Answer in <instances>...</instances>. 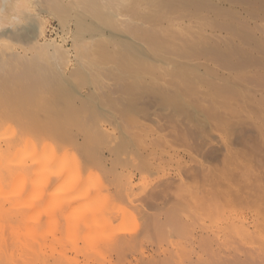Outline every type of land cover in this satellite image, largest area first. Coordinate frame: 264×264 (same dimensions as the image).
<instances>
[{
    "label": "bare ground",
    "instance_id": "1",
    "mask_svg": "<svg viewBox=\"0 0 264 264\" xmlns=\"http://www.w3.org/2000/svg\"><path fill=\"white\" fill-rule=\"evenodd\" d=\"M40 1H45L43 3L47 4L49 3L48 7H46L47 4H43L42 7L44 9L46 7L48 10L52 9V12L63 26H69L68 22L70 21L68 20L67 22V17H72L75 22V41H82L88 36L89 40H93L91 45H94H92L94 52L92 51L93 54L90 55L92 56L98 49H102L99 50V52L105 58H101V61L100 59L93 60V56L91 57L88 53L82 52V55L85 54L83 60L88 61L84 63V61L80 60L82 61L80 64L82 65V70L80 67V70L75 67L72 68V65L66 62L63 71H71L73 73L81 71L85 75V78L88 76L93 81L95 80L94 82L109 77L116 78V80L118 79V84L116 85H118L119 90L123 92V98L120 99V104H138L147 96H155L162 102H159L160 105L163 104L166 105V107H175L176 105L181 111L173 112L171 115L166 114V117H168L167 124L172 129L173 138L184 144V152L189 154L194 151L204 152L206 150L204 145H197L194 143V140L199 134L197 130L191 126L192 124L186 125L183 121V116L188 112L185 111L186 109L184 111L181 109V107H183L182 105H190V108L192 105H197V107H195L196 113L200 110V114L206 115L205 117L207 120L211 121V123L213 121L214 133L212 137L210 135L211 140H209V145L206 144L210 157L213 158V160L217 158V142L219 144L222 141V151L224 152L221 154V162L219 163H222L224 168L227 162L230 161V158L235 157L239 153L243 155H240L243 159L241 160V165H237L238 167L236 166L235 170H233V174H229V176L226 174L224 168L222 170H224L225 173L220 171V164L205 166L202 163V165H200L202 173L198 168H194L193 173L202 176V185L199 187L201 188L200 190L198 188V192L196 191L194 193L193 191L194 194L188 202L186 198L188 199V197H191L189 195H187L188 197L186 195L184 197V195L181 196L180 194L181 200L179 196L178 198L169 197L167 193L171 190L169 186L172 182H170L171 180L166 182L165 180L169 179H165V182L160 180L162 181L160 184L158 182L157 186L155 185L156 187H152L150 191H146L141 197H139L140 195L138 197L135 196L132 201L130 200L133 197L130 193L132 190L129 189V193L132 195L128 200L130 205L119 198L120 201L116 200L117 203L122 201L123 204L120 203L121 205H118L123 208V205H125L126 208L123 210L119 209L120 211L116 212L113 210L116 205L114 203L115 200L109 199L106 195V199L108 198L109 200H105L103 190H101L103 187H98L95 184L93 188L94 190L96 188V190H92L91 183L94 184V182H92L93 179L91 180L90 178H93L91 175L95 171H92L93 173H90L91 175L88 173V169L92 167L91 164L90 166L86 165L89 166L88 169L83 165L87 164L86 162H82L83 168L71 166L69 161L71 156L70 152L65 151L64 153L60 152V150H55L58 148H53L54 150H51L53 146L51 147L49 145L50 142H45V144L44 142L38 143V145H36L37 142H41V140L30 143L32 140H29V138L26 139V141L28 140L27 145L25 147L22 146L23 142L21 143V141H19V132L22 130L19 129L17 132L16 125L28 119H34L36 120V128L26 122L27 125L29 124L28 127L31 126L34 128L33 131L35 130V132L32 131L33 133L30 132L31 135L36 133V135L42 136V138L46 136L48 139L50 136L48 137L47 135H54L60 140H68L70 144L77 143L75 145L81 146L86 155L96 156L101 160V164L104 160L108 163L107 160L109 158L107 157L108 159H106V156H102L104 151L100 152V147H102L99 146L100 142L98 140L92 141L93 145L91 142H88V140H92L97 134L93 132L92 134L94 137L90 138L92 136L91 132L89 131L91 134L89 135L88 131L83 128L84 124H82L83 127H79L81 131H78H80L83 136V142H79V139H77L79 133L76 132L77 135H75L73 129L75 127V129H77V125H79L77 122L74 124V121L79 122L80 120L79 116L75 115L76 113L73 114L75 111L72 107L71 110L74 112L69 111V113L71 112L75 117L66 114L69 121L74 118L72 124L71 122L68 123L65 114L63 115V113H67L68 110H66V112L63 111L62 114H59L62 110L59 112L56 111L55 114L60 115L56 117L53 114V107L52 109L50 107L48 108L52 111L45 110L46 112H44V107L43 109L41 108L43 105H37L36 110L34 107L22 116L21 112H19L20 110H17L19 109L17 105L18 102L16 103L18 98L11 95V91H9V89H12L15 85L12 87L7 86L8 83H3L6 82L3 81V79H5L3 78L0 80V264H171L174 257L172 255L174 254L171 253V250L167 251L165 247H162L164 243L162 245V242L159 243V240H161L160 237H162V241L166 242V237L163 238L161 235H165L164 231L167 228H172V230L176 232L179 231V235H187V241H189V238L190 242L193 244L199 242V247L201 246V248L208 244V246L203 249L206 248L205 251H209L208 253H211V251L215 253L213 255L211 253L210 256H212V259L209 261L207 260L209 264H225L227 260L225 253L228 251L227 248H225V244L228 242L224 244V240H221L224 246L220 247L219 244H221V242L219 241L221 237L225 239V241L231 238V236L230 238H225L228 232L227 229L230 227L228 224L229 222H225V218L229 219V217L226 216L228 214L227 208H225L226 204L224 203H226L229 198L230 200L233 199L235 204L237 201H239L237 203L244 202L246 220H250L249 222L252 221L250 225L253 227L252 230L254 233L256 229H259V234L261 233V238H258V241L261 239L259 241L260 244L258 243L259 247L256 245L255 248L254 245L252 248V245L250 246L249 244L251 242H247L250 247L248 248L246 246L248 248H246V250L241 247L242 252L240 251V256L243 257H238L237 262H243L242 264H264V0H77L76 3L73 4L71 2L65 4L64 0H52L55 4L52 3L51 0H49V2L48 0ZM41 4L42 3H40V5ZM69 4L70 6H67ZM52 12L50 11V13ZM185 19L189 21L191 26L186 23ZM190 22H194L196 25L193 26ZM34 26L35 23L32 29L30 25L28 27H30L31 31H34ZM209 26L211 28H209ZM41 28L42 24L39 22L38 30H41ZM206 28L210 29L211 33H208ZM14 30L16 31V29ZM222 33L226 35H222ZM88 42H86V44ZM89 44L90 43L87 44L86 49L90 48L91 51L92 46L90 45V47H88ZM79 45L80 47L82 46L81 44ZM101 45H112L114 51H110L112 50L110 48L104 49V46ZM78 47L79 46H77V49ZM4 48L5 51L11 49L7 47ZM5 51L0 53L3 57L11 53V51L10 53ZM101 54L99 55L102 56ZM2 56H0V59H3ZM11 65L12 64L9 66ZM15 66L19 65L16 64ZM32 67L35 68L33 65ZM19 69L18 72L20 71ZM40 69L43 68L41 67ZM16 71L17 69L15 72ZM32 71L30 69V73ZM54 71L55 70H53V72ZM34 73L35 71L33 74ZM36 73L38 74V71ZM41 73V75H43V71ZM58 73L59 76L57 77L60 78L61 72ZM23 74H25V72ZM23 74L20 77V75L18 76L14 73V77H20L18 80H21V83L25 84L26 80L23 78V80H25L24 83L22 80ZM167 75L172 77V79H170L171 82H168L170 85H163L166 81L161 84L160 81L164 82ZM8 76L11 79L10 73ZM42 77L43 76H41V78ZM7 78L8 77H6V79ZM29 80L32 81V79ZM65 80L69 82L68 79ZM12 81V83L15 84L14 80ZM34 81L35 80H33V83ZM50 81L52 82V79ZM103 84L105 85V83ZM16 85L19 86V84ZM56 85L57 84H54L53 87ZM53 87H51L52 90ZM14 88L15 87H13V89ZM18 89V95H20V92L22 89H25V87L23 86L22 89ZM80 90H77V94ZM7 91L9 92L6 93ZM12 92L18 97L17 92L13 90ZM22 93L23 92H21V94ZM64 93L67 92H63V95ZM69 93L70 92H68V94ZM94 94L93 92L92 96ZM23 96L24 95H20L19 98ZM80 96L74 98L77 100L81 98ZM96 96L95 94V97ZM210 96L212 97L208 99ZM187 97H191L190 101L187 100ZM117 98H119V96ZM60 99L63 105L72 106V98L71 100L64 97ZM94 100L96 99L94 98ZM140 103L141 104L138 105H142V102ZM148 103L150 104L151 102ZM89 104H91V102ZM57 109L59 110L60 108ZM67 109H69V107ZM99 111L97 112L99 113ZM100 112L103 113L102 111ZM98 113H93V115ZM100 115L102 116V114ZM72 116L73 118L71 119L70 117ZM91 116L92 115H90V118ZM94 117L99 118V116ZM163 117H165V114ZM25 118L28 119L26 120ZM92 119L94 118L92 117ZM140 119H144V117ZM95 121L97 122L96 119ZM96 122L94 123L96 124ZM114 122H111V124ZM126 122L127 120L124 123ZM81 123L82 122H80V125ZM67 124H70L69 126L73 129H69L70 127H67ZM73 124L76 126L73 127ZM92 126L94 128L96 127L95 129L97 130L99 125ZM18 127L20 128L19 125ZM31 127L30 129L26 127L28 133ZM122 127L123 125L119 128ZM27 132L26 134H28ZM100 132L101 131H99V133ZM122 132L125 134L124 131ZM21 133H23V131ZM103 133L104 132H102V134L100 133L101 137H103ZM169 133L170 132H168V134ZM126 134L128 135V133ZM46 137L44 140H46ZM97 137L98 135L96 138ZM23 139L24 138H22V140ZM49 141L51 140L49 139ZM204 141L206 140H203L202 144H204ZM108 143L109 142H107V144ZM43 144L44 146H41ZM96 144L99 147H96ZM108 145H110V143ZM54 147L58 146L54 144ZM110 149L111 147L108 150ZM68 150H70V148ZM112 150L113 149L110 151L112 152ZM131 151H127V153L129 152L130 154ZM111 155H113V153H111ZM24 156H28V160L31 159L30 166H26L25 163H23ZM80 160L82 161V159ZM217 160H219V158ZM119 163L122 164V160L121 162L119 161ZM130 164H132V161ZM94 165H96V162ZM123 165H126V163ZM77 166L82 167L79 164ZM36 167L37 169L34 171L33 169ZM82 169H85V171ZM81 171H83V173ZM110 171L108 170L107 172ZM84 172H87L91 177L89 176V178H87ZM111 172L109 174H111ZM79 174L83 180L81 178V180L75 178H78L77 175ZM191 176L194 175L191 173ZM85 177L87 179H85ZM117 177L119 178V172ZM116 178H114L117 181L115 184H124L123 182H119ZM72 179L79 181H75L76 183H74ZM182 179L183 178H181V180ZM53 181L54 183L57 182V186L53 184L54 188H51L50 186L52 185L50 184L53 183ZM114 181L112 178V182ZM70 183L72 187H70ZM229 184H231L230 187H228ZM80 186L82 188L78 189ZM118 186L121 189L120 185ZM118 186L115 189V193L112 192L113 195L112 193L110 194L111 197L113 196V199L114 196L117 198L116 194L121 193ZM218 186L219 190L216 191L215 187L218 189ZM227 187L233 189V191L230 189L231 192H228ZM82 189L83 192L81 191ZM90 190H92L93 193L100 190V194L97 192V194H93ZM122 192L124 191L122 190ZM182 197L185 198V206L179 204L182 203V205H184ZM176 199L178 201L180 200V202L177 203L178 201ZM124 203L128 204L130 209L127 208V205ZM186 203L189 204V208L186 207ZM178 204L182 208L186 207L188 210H197L200 211V213L203 212V214H208V216H214V221L208 223L207 220H205L207 217H205L204 220L198 221L199 223L195 222L196 220H194V214L191 210L185 213L187 209H185V211L181 208L180 211ZM229 204H231V202ZM178 209L185 214H180ZM116 210H118V208ZM113 212H116L115 214L118 213L117 216L114 215V217H112ZM197 214L198 213H196V216ZM197 219L199 220V218ZM244 222L243 220L241 226L247 230L248 228H246ZM253 231L247 230V232H245L253 233ZM178 233L176 234L178 235ZM246 233L244 235H251ZM258 233L256 232L255 236H257ZM184 239H186V237ZM216 240L219 242L217 247L219 246L220 249L219 247L213 249ZM234 241H236L235 238ZM234 241H230L232 242L231 244H235ZM190 242H188V245L191 244ZM200 242H202L203 246L200 245ZM149 244L151 245V249H147ZM235 245L233 246L236 247ZM238 246L240 247V243ZM222 248L223 250H221ZM215 249H219V251ZM205 262L206 261H204V263Z\"/></svg>",
    "mask_w": 264,
    "mask_h": 264
},
{
    "label": "rangeland",
    "instance_id": "2",
    "mask_svg": "<svg viewBox=\"0 0 264 264\" xmlns=\"http://www.w3.org/2000/svg\"><path fill=\"white\" fill-rule=\"evenodd\" d=\"M37 1V2H36ZM39 1L40 0H0V53H2L3 51H5L4 49V47H7V48H11L9 51L8 50H6V51H8L9 53H10V51H11V53L8 55L7 53V55L5 56V57H3L1 54H0V56H2L3 57V59H0V80L1 79H3V78H5V79H3V81H6V82H3V83H8V85L7 86H10V87H12L13 85H15V86H13V87H15L14 89H13V87H12V89L10 88H8L9 89V91H11L10 93H11V95H13V96H15V98H18L17 99V101H16V103H17V105L19 106L18 108L19 109H17V110H20L19 112H21V115L23 116V115H25L26 113H28V110H30V109H32V108H34L35 107V110L37 109L36 107H37V105H43V106H41V108L43 109V107H44V112H46L45 110H48V111H52V110H54L53 112V114H54V116H56V117H58V115L61 113L62 114V112L64 111V112H66V110H68L67 111V113H63V115L65 114V116H66V114H68V115H73V114H75V115H77V116H79V122L78 121H74V124H75V122H77L79 125H77V123H76V125H77V129H75L76 127V125H74L73 127H75L74 129H73V133L75 134V135H77L76 134V132L77 133H79L78 135H77V139H79V142L80 143H82L83 142V136H82V134H81V130L79 129V127L81 126V127H83L82 126V124H84V129L85 130H87L88 131V133H89V131L91 132V134L94 132L95 134H97L98 135V137L96 138V136L97 135H95V137H94V135L92 134V136L90 137V138H92V137H94L95 138V140H94V138L91 140L90 138V141L88 140V142H91V144L93 145V142L92 141H96V140H98L99 142H100V145L99 146H102V147H100V152L101 151H104V153L102 154V156H106V159H108L107 161H108V163L106 162V160H104L103 161V163L101 164V160L100 159H98L96 156H93V155H86L85 153H84V151H83V149H82V147L81 146H78V145H75V144H77V143H75V144H73V143H68V140L67 141H63V140H60V139H58V138H56L54 135L52 136V135H47L48 137H49V139L51 140V141H49V139L46 137V140H44L45 139V137H43L42 138V136H39V135H36V133H34V135L32 134H30V132H32L33 131V129L34 128H32L33 126L35 127L36 125H35V122H36V120H34V119H26L27 121H24V122H21V123H16L17 125H16V130H17V132H18V130L19 129H21L22 131H23V133H21V132H19V134H20V136H19V138L21 139H19V141H21V143L23 142V144H22V146H26L27 145V143H28V140L26 141V139H29V140H32V141H30V143L31 142H37V141H39V140H41V142L39 141V142H37V144L36 145H38V143H43L44 142V144H45V142H50V146L52 147V149L51 150H54L53 148H58V149H55V150H60V152H64L65 153V151H69L70 152V159H72V160H70L69 159V161H70V164H71V166H75V167H79V168H83V166H82V162H86L87 164H83V165H89L90 166V164L92 165V167L90 168V169H88L89 168V166H86L87 168L86 169H88L87 171H88V173L90 174V173H93L94 171V173L91 175V176H93V178H90L91 180L93 179V181L92 182H94V184L93 183H91V188H92V190H94V186H95V184L98 186V187H103V189H101V190H103V194H104V196L106 195V196H108V198L109 199H111V200H115L114 201V203L116 204L115 206H114V209L113 210H115L116 212L117 211H120V210H123V209H125L126 207H125V205H123L124 206V208L122 207V206H119V205H121L120 203H122V201L121 202H119L120 200H123V202L125 201L126 203H128V200L132 197V195H133V197L130 199L131 201L133 200V198H135V196H139V197H141V195H144L145 194V192L147 191H150L151 189H152V187H154L155 185L157 186V183L159 182V184L162 182V181H160V180H165V179H169V180H165L166 182L167 181H170V182H172L171 183V185L169 186V188L172 190H170V189H168V190H170V192H168L167 194H168V196L169 197H177L178 198V196L180 197V200H181V196H183L184 195V197H185V195L187 196V195H189V196H191V197H188V199L186 198V201L188 202V201H190V199L192 198V195L197 191L198 192V188L199 187H201L200 185H202V180H201V178H202V176H199V175H196L195 173H193V169L194 168H198V170H200V172H201V168H200V165H202V163H203V165H210V166H213V164L215 165H219L220 167H219V169H220V171H223L224 173H225V171L224 170H226V174L229 176V174H233V170H235V168H236V166L238 165V166H240L241 165V160L243 159V157L241 158V156H243V155H241V153H239L238 155H236L235 157H233V158H230V161H228L227 162V165L225 166V168L222 166V163H219V162H221L220 161V158H221V154H222V152H224V151H222L223 149V142L221 141L219 144H218V142H217V149H216V151H217V158L216 159H214L213 160V158H211L210 157V155H209V150H208V147L206 148V144L207 145H209V140H211V137H212V135H213V133H214V129H213V125H212V123H213V121H212V123H211V121H209V120H207L206 119V115L204 116V114H200V110H199V112L198 113H196V109H195V107H197V105H192V107L190 108V105H182L183 107H181V109L184 111L185 109V111H187L188 113H184L185 114V116H183V121L185 122V124L186 125H191V126H193V128L195 129V130H197V132L199 133L198 134V136L196 137V139H198V140H194V143L195 144H197V145H204V148L207 150H205L204 152H202V151H194V152H192L191 154H189V153H187V152H184L185 150H184V144H182L181 142H179V141H176L174 138H173V132H172V129H171V127L170 126H168V117H166V114L167 115H171L173 112H180L181 110H180V108H177L176 107V105H175V107L174 106H167L166 107V105H163V104H161L160 105V103H162V102H160V99H158L157 97H155V96H147L144 100H142V101H140V102H142V105H138V104H141L140 102L138 103V104H120L119 102H120V99L121 98H123V92H122V90H119V87H118V85H116V84H118V79L116 80V78H112V77H109V78H105L104 80L102 79V80H99L98 82H94L90 77H88V76H86V78H85V75L81 72V71H76V72H71V71H63V68H64V66H65V64H66V62H68V63H70L71 65H72V68L73 67H75V68H77L78 70H82V68H81V66L82 65H80L81 64V62L82 61H84V63H85V61L86 60H83V56H85V54L84 55H82V52H86V53H88L89 55L90 54H93V46L91 45V43H93L92 41L93 40H89V37L87 36L86 37V39H84V40H82V41H75V22L73 21V19H72V17H67V22H68V20L70 21V22H68L69 23V26H63L62 24H61V22H59V19L56 17V15L52 12V9H47L46 7H48V4L47 3H43V2H45V1H40V3H42L41 5H40V3H39ZM47 1V0H46ZM52 1V0H51ZM50 1V2H51ZM63 1V0H62ZM76 1L77 0H64V3L65 4H68L69 2H71L72 4L73 3H76ZM48 2H49V0H48ZM52 3H54L53 1H52ZM43 4H47V6L45 7V5H44V7H45V9L42 7L43 6ZM55 4V3H54ZM54 4H51V5H54ZM50 5V6H51ZM67 6H70V4L69 5H67ZM51 8V7H50ZM31 9H32V12H31ZM49 11V12H48ZM50 11L54 14H52V13H50ZM17 20H16V19ZM193 20V19H192ZM18 21V22H17ZM30 21V22H29ZM31 21H32V23L34 24L35 23V26L33 27V29H34V31H31L30 30V27H31V29H32V26H33V24L31 23ZM185 21H186V23L187 24H189V21L187 20V19H185ZM39 22L42 24V28H41V30L39 29L38 30V28H39ZM194 22H196V21H194ZM194 22L193 23H191L193 26H195L196 24H194ZM27 25V26H26ZM30 25V27H28ZM190 25V24H189ZM191 26V25H190ZM198 26H199V24H198ZM64 27V28H63ZM70 27V28H69ZM208 27V26H207ZM16 29V31L14 30V29ZM190 28V27H189ZM194 28V27H193ZM209 28H211L210 26H209ZM18 29V30H17ZM207 29V32L208 33H211V30L210 29H208V28H206ZM20 30V31H19ZM64 30V31H63ZM29 31H31L30 33H28ZM42 31V32H41ZM185 32V31H184ZM19 34V36H18V34ZM219 33V32H218ZM15 34H17V35H15ZM69 34V35H68ZM221 34V33H220ZM222 35H226L225 33H222ZM64 38V39H63ZM68 40V41H67ZM87 40V41H86ZM89 41V42H88ZM80 42V43H79ZM86 42H88V43H90L89 44V46L88 47H90V45L92 46L91 47V51H90V48H88V49H86L87 48V44H86ZM76 43H77V45H76ZM8 44V45H7ZM79 44H81L82 46L80 47V45ZM86 44V45H85ZM5 45H7V46H5ZM77 46H79L78 47V49H77ZM101 46H104V49L105 48H110V49H112L113 48V46L112 45H110V46H106V45H101ZM106 46V47H105ZM83 47V48H82ZM2 48V49H1ZM4 48V49H3ZM85 49V50H84ZM97 49H98V47H97ZM99 50H102V49H98L97 51H96V53H94V55H92L93 56V60H98V59H100V61L104 58L103 57V55L99 52ZM5 51V52H6ZM81 53H80V52ZM93 51V52H92ZM110 51H114L113 49L112 50H110ZM4 52V53H5ZM18 52V53H17ZM91 52V53H90ZM3 53V54H4ZM63 53V54H62ZM24 54H26V55H24ZM59 54V55H58ZM99 54H101L102 56H100ZM111 54V53H110ZM11 55V56H10ZM64 55V56H63ZM87 55V54H86ZM88 55V56H89ZM14 56V57H13ZM24 56V57H23ZM91 56V55H90ZM91 56V57H92ZM95 56V57H94ZM16 57V58H15ZM26 57V58H25ZM43 57V58H42ZM67 57V58H66ZM81 57V58H80ZM105 57H107V56H105ZM25 60H24V59ZM88 58H90V57H88ZM102 58V59H101ZM18 59V60H17ZM20 59V60H19ZM105 59V58H104ZM15 60V61H14ZM26 60H28V61H26ZM45 60V61H44ZM47 60H49V61H47ZM80 60H82V61H80ZM88 60H91V59H88ZM16 61H18V62H16ZM24 61V62H23ZM42 61V62H41ZM51 61V62H50ZM40 62V63H39ZM44 62V63H43ZM88 61H86V63H87ZM33 63V64H32ZM35 63V64H34ZM42 63V64H41ZM10 64H12L11 66H9ZM16 64H18L19 66H15ZM44 64H45V66H44ZM30 65V66H29ZM32 65L35 67V68H33L32 67ZM50 65V66H49ZM56 65V66H55ZM49 66V67H48ZM16 67H19V68H16ZM43 68V69H40V68ZM79 67H80V69H79ZM12 68H13V70H12ZM31 69V73H30V69ZM38 68V69H37ZM54 68V69H53ZM56 68V69H55ZM17 69V71L15 72V70ZM18 69L20 70L19 72H18ZM21 69H23V70H21ZM45 69H47V70H45ZM52 69V70H51ZM60 71H59V70ZM76 69V70H77ZM10 70V71H9ZM12 70V71H11ZM51 70V71H50ZM53 70H55L54 72H53ZM57 70V71H56ZM23 71V72H22ZM35 71V73L33 74V72ZM38 71V74L36 73ZM39 71H40V73H39ZM43 71V75H41L42 72ZM49 71V72H48ZM22 72V73H21ZM25 72V74H23ZM44 72H46V73H44ZM55 72H57V73H55ZM58 72H61L60 74V78L59 77H57V76H59V73ZM63 72V73H62ZM9 73H10V76H11V79L14 77V73L15 74H17L18 76L20 75V77H21V75L23 74V76H22V80H23V78L26 80V82H25V84H22L21 82V80H18V78L20 79V77H17V78H13L12 80H14V82H15V84L14 83H12L13 81L10 79V77L8 76L9 75ZM54 73V74H53ZM65 73V74H64ZM70 73V74H69ZM73 75H72V74ZM80 73H82V74H80ZM53 76H52V75ZM64 74V75H63ZM79 74V75H78ZM71 75V76H70ZM16 76V75H15ZM41 76H43L44 77V79H43V77L41 78ZM45 76H46V78H45ZM48 76H51V77H48ZM67 78H66V77ZM69 76V77H68ZM84 76V77H83ZM6 77H8L7 79H6ZM166 77H168V78H166ZM165 77V79H164V82L163 81H160L161 82V84H163V83H165V81H166V83L165 84H163V85H170L169 83L171 82V80L170 79H172V77L171 76H169V75H167ZM169 77H171V78H169ZM61 78H62V80H61ZM75 78V79H74ZM10 81H9V80ZM15 79H16V81H15ZM28 79V80H27ZM29 79H32V81L31 80H29ZM46 79H47V81H48V83H47V81H46ZM52 79V82L54 83V84H57L58 85V87H57V85L55 86V87H53L54 86V84L50 81ZM65 79H68L69 80V82H67V80H65ZM72 79V80H71ZM80 79V80H79ZM87 79V80H86ZM109 79V80H108ZM169 81H168V80ZM7 80H8V82H7ZM25 80H23V83H24V81ZM33 80H35L34 81V83H33ZM43 80H44V82H43ZM84 80V81H83ZM106 80V81H105ZM20 81V82H19ZM30 81H31V83H30ZM62 81V82H61ZM63 81H64V83H63ZM71 81H72V83H71ZM103 81H105V82H103ZM17 82V83H16ZM87 82H88V84H87ZM101 82V83H100ZM169 82V83H168ZM12 83V84H11ZM20 83H21V85H20ZM33 83V84H32ZM41 83V84H40ZM45 83V84H44ZM79 83V84H78ZM103 83H105V85L103 84ZM109 83H110V85H109ZM111 83H113V84H111ZM16 84H19V86H21V87H19V86H17ZM52 86H51V85ZM65 86H64V85ZM72 84H74V85H72ZM90 84V85H89ZM31 85H33V86H31ZM72 85V86H71ZM104 85V86H103ZM16 86H17V89H16ZM25 87V89H22V87ZM61 87V89H62V91H61V89H60V87ZM77 86V87H76ZM51 87H53V90H52V88ZM57 87V88H56ZM66 87V88H65ZM112 87H113V89H112ZM18 88H21L22 89V91L21 92H23L22 94H21V92H20V95L22 96V95H24L23 97H20L19 98V96L20 95H18V93H19V89ZM64 88V89H63ZM74 90H73V89ZM20 89V90H21ZM58 89V90H57ZM80 90L79 92H78V94H77V90ZM109 89V90H108ZM12 90L13 91H15V92H17V96L18 97H16V94H14L13 92H12ZM67 92V93H64V95H63V92H65V91ZM69 90V91H68ZM73 90V91H72ZM76 90V91H75ZM84 92H83V91ZM98 90V91H97ZM9 91H7L6 93H8ZM62 93H61V92ZM97 95L96 97H95V94L92 96V94H93V92ZM110 91H112V92H110ZM68 92H70L69 94H68ZM97 92V93H96ZM103 92V93H102ZM79 93H81V94H79ZM102 93V94H101ZM63 96H62V95ZM65 94H67V95H65ZM102 96H101V95ZM117 94V95H116ZM74 95V96H73ZM78 95V96H77ZM81 95V96H80ZM84 95V96H83ZM66 96V97H65ZM69 96V97H68ZM81 97V98H78L79 99V101H78V99L76 100L74 97ZM99 96V97H98ZM113 96V97H112ZM119 96V98H117ZM68 98L69 100H71V98L73 99V103H72V106H70V105H63V102H62V100L60 99V98ZM71 97V98H70ZM92 97H94L96 100H94V98H92ZM104 97V98H103ZM106 97V98H105ZM212 96H210V97H208V99L209 98H211ZM83 98V99H82ZM86 98V99H85ZM153 100H152V99ZM189 97H187V100L188 101H190V99H191V97L188 99ZM19 99H21V100H19ZM89 99H91V100H89ZM151 101H150V100ZM55 100H56V102H55ZM76 100V101H75ZM83 100V101H82ZM21 101H23V102H21ZM106 101V102H105ZM146 101V102H145ZM77 104H76V103ZM81 102V103H80ZM85 102V103H84ZM91 102V104H89ZM143 102H145V103H143ZM148 102H151L150 104L148 103ZM160 102V103H159ZM57 103V104H56ZM80 103V104H79ZM88 103V104H87ZM109 103V104H108ZM146 103H148V104H146ZM204 103H205V101H204ZM208 103V102H207ZM81 104H86L85 105V107H84V105H81ZM153 104V105H152ZM158 104V105H157ZM22 105H23V107H22ZM24 105H25V107H24ZM57 105V106H56ZM78 105V106H77ZM90 107H88V106ZM160 105V106H159ZM207 105V104H206ZM205 105V106H206ZM58 106H60V107H58ZM74 106V107H73ZM141 106V107H140ZM181 106V105H180ZM202 106V105H201ZM208 106V105H207ZM210 106V105H209ZM51 108L52 109V107H53V109L51 110V109H48V108ZM69 107V109H67ZM74 109V111L73 110H71L72 108ZM98 107V108H97ZM137 107V108H136ZM143 107V108H142ZM186 107V108H185ZM198 107H200V106H198ZM23 110H22V109ZM40 108V109H41ZM55 108V109H54ZM57 108H60L59 110L57 109ZM100 108V109H99ZM103 108H104V110H103ZM162 108H163V110H162ZM192 108H193V110L195 111H193L192 110ZM57 109V110H56ZM141 109H142V111H141ZM150 109V110H149ZM169 109V110H168ZM199 109V108H198ZM60 110H62V111H60ZM93 112H92V111ZM102 111L103 113H101L100 111ZM56 111L57 112H59V114H55L56 113ZM69 111H73L74 113L73 114H71V112L69 113ZM97 111H99V113L97 112ZM105 111V112H104ZM163 113H161V112ZM142 112V113H141ZM144 112V113H143ZM167 112V113H166ZM194 112V113H193ZM93 113H98V114H94L93 115ZM159 113V114H158ZM51 114H52V112H51ZM100 114H102V116L100 115ZM138 114H140V115H138ZM149 114V115H148ZM165 114V117H163V115ZM20 115V114H19ZM90 115H92L91 116V118H90ZM134 115V116H133ZM137 115V116H136ZM155 115V116H154ZM161 115V116H160ZM60 116V115H59ZM74 116V115H73ZM73 116L72 117H70L71 119L73 118ZM94 116H99V118L97 117V118H95ZM137 118H136V117ZM75 117V116H74ZM92 117L94 118V119H92ZM126 117H128V118H126ZM142 117H144V119H140V118H142ZM146 117V118H145ZM199 117V118H198ZM112 118H115V119H112ZM124 118V119H123ZM160 118V119H159ZM188 118V119H187ZM204 118V119H203ZM63 119V118H62ZM65 119V118H64ZM66 119H68V116H66ZM76 119V118H75ZM95 119L97 120V122L95 121ZM192 119V120H191ZM73 120H74V118H73ZM73 120H71V121H69V119H68V123H70L71 122V124H72V122H73ZM77 120H78V117H77ZM100 120V121H99ZM104 120V121H103ZM112 120V121H111ZM127 120V122L126 123H124L125 121ZM158 120V121H157ZM195 120V121H194ZM96 122V124L94 123V122ZM115 121V122H114ZM163 121V122H162ZM192 121V122H191ZM29 123L31 126H29L28 127V125H27V123ZM80 122H82L81 123V125H80ZM90 122V123H89ZM99 122V123H98ZM111 122H114V123H112L111 124ZM120 122V123H119ZM132 122V123H131ZM134 122V123H133ZM136 122V123H135ZM151 122V123H150ZM153 122V123H152ZM161 122V123H160ZM191 122V123H190ZM208 122V123H207ZM110 123V124H109ZM122 123V124H121ZM129 123V124H128ZM138 123V124H137ZM141 123V124H140ZM146 123V124H145ZM203 123V124H202ZM99 125L98 126V128H97V130L92 126V125ZM119 124H120V126H122L123 125V127L122 128H124V129H122V128H119L120 126H119ZM127 124V125H126ZM136 124V125H135ZM145 124V125H144ZM206 124V125H205ZM18 125L20 126V128L18 127ZM68 125V124H67ZM70 125V124H69ZM67 126V127H70L69 129H71V126ZM101 125V126H100ZM144 125V126H143ZM197 125V126H196ZM115 126V127H114ZM135 126V127H134ZM162 126H164V127H162ZM201 126V127H200ZM26 127L28 128V129H30V127H31V130H29V133L27 132L28 131V129L26 130ZM93 127V128H92ZM128 127H129V129H128ZM138 127V128H137ZM155 127V128H154ZM158 129H157V128ZM168 127V128H167ZM36 128V127H35ZM101 128H102V130H101ZM71 129V130H72ZM82 129V128H81ZM83 129V130H84ZM95 129V130H94ZM135 129V130H134ZM154 129V130H153ZM156 129V130H155ZM169 129V130H168ZM205 129V130H204ZM25 130V131H24ZM70 130V131H71ZM78 130H80V131H78ZM164 130V131H163ZM99 131H101L100 133L102 134V132H104L103 133V137H101L100 136V133H99ZM108 131V132H107ZM122 131H124V133L125 134H123V132ZM126 131V132H125ZM132 131V132H131ZM138 131V132H137ZM24 132H25V134H26V132L28 133V134H24ZM33 132H35V130L33 131ZM32 132V133H33ZM37 132V131H36ZM106 132V133H105ZM111 132V133H110ZM136 132V133H135ZM162 132V133H161ZM164 132V133H163ZM168 132H170L169 134H168ZM122 133V134H121ZM126 133H128V135L126 134ZM147 133V134H146ZM22 134H23V136H22ZM90 133H89V135H91ZM105 134V135H104ZM134 134V135H133ZM138 134H140V135H138ZM81 137H80V136ZM106 135H108V136H110V137H108V136H106ZM112 135V136H111ZM159 137H158V136ZM205 135V136H204ZM210 135H211V137H210ZM128 136V137H127ZM147 136V137H146ZM207 136V137H206ZM208 136H209V138H208ZM35 137V138H34ZM112 137V138H111ZM139 137V138H138ZM199 137H201V138H199ZM203 137V138H202ZM205 137V138H204ZM22 138H24L23 140H22ZM32 138V139H31ZM37 138V139H36ZM81 138V139H80ZM138 138V139H137ZM141 138H143V139H141ZM172 138V139H171ZM116 139V140H115ZM155 139V140H154ZM164 139V140H163ZM201 139V140H200ZM43 140V141H42ZM52 140H53V142H52ZM152 142H151V141ZM175 140V141H174ZM203 140H206V141H204V144H202L203 143ZM207 140H208V142H207ZM82 141V142H81ZM97 141V142H98ZM112 143H111V142ZM158 141V142H157ZM52 142V143H51ZM70 142V141H69ZM107 142H109L110 143V145H108L107 144ZM199 142H200V144H199ZM55 144V146H58V147H54V144ZM65 143V144H64ZM96 143V142H95ZM169 143V144H168ZM44 144L43 145H41V146H44ZM52 144V145H51ZM57 144V145H56ZM67 144V145H66ZM70 144V145H69ZM96 144V147L98 146ZM104 144V145H103ZM146 144V145H145ZM152 144V145H151ZM111 145H114V146H111ZM159 145V146H158ZM220 145V146H219ZM222 145V146H221ZM98 146V147H99ZM142 146V147H141ZM152 146V147H151ZM182 146V147H181ZM39 147H40V145H39ZM111 147V149H113L114 150V152H113V150H112V152L110 151V150H108L109 148ZM114 147V148H113ZM60 148H62V149H60ZM70 148V150H68ZM104 148V149H103ZM160 148V149H159ZM63 149H65V150H63ZM103 149V150H102ZM120 149V150H119ZM123 149H126V150H123ZM140 149H142V150H140ZM179 149V150H178ZM61 150H63V151H61ZM118 151V152H116V151ZM133 152H132V151ZM174 150H175V152H174ZM124 151H125V153H124ZM127 151H131V153L129 154V152L127 153ZM99 152V153H100ZM201 152H202V154H201ZM111 153H113V155H111ZM124 153V154H123ZM127 153V154H126ZM155 153V154H154ZM219 153H220V155H219ZM110 154V155H109ZM178 154V155H177ZM123 155H125V156H123ZM194 155V156H193ZM241 155V156H240ZM112 156V157H111ZM118 156H119V158H118ZM219 156V157H218ZM78 157V158H77ZM108 157V158H107ZM130 157V158H129ZM30 158V157H29ZM118 158V159H117ZM126 158V159H125ZM127 158H129V159H127ZM219 158V160H217ZM77 159V160H76ZM80 159H82V161L80 160ZM132 159V160H131ZM144 159H146V160H144ZM232 159V160H231ZM86 160H88V161H86ZM99 160H100V162H99ZM121 160H122V164H120L119 163V161L121 162ZM155 160V161H154ZM176 160V161H175ZM192 160H193V162H192ZM21 161H22V159H21ZM27 161V162H26ZM126 161V162H125ZM132 161V164H130V162ZM233 161V162H232ZM78 162V163H77ZM95 162H96V165H94L95 164ZM108 164V165H110V166H108L106 163ZM162 162V163H161ZM23 163H25V165L27 166H30V164H31V159H29L28 160V156H24V158H23ZM89 163V164H88ZM126 163V165H123V164H125ZM170 163V164H169ZM231 163V164H230ZM73 164V165H72ZM81 165L82 167H80V166H77V165ZM166 164V165H165ZM212 164V165H211ZM132 167H131V166ZM94 166V167H93ZM127 166H129V167H127ZM237 166V167H238ZM140 167V168H139ZM180 167V168H179ZM85 168V167H84ZM110 168H111V171H110ZM186 168V169H185ZM224 168V170H222ZM36 169H37V167L36 168H34L33 170L34 171H36ZM145 169V170H144ZM82 170H84L85 171V169H82ZM110 171L111 172V174H109L110 172H107V171ZM117 170H118V172H119V178L117 177V175H118V172H117ZM144 170V171H143ZM232 170V171H231ZM26 171V170H25ZM93 171V172H92ZM106 171V172H105ZM188 171V172H187ZM191 171V172H190ZM82 173H83V171H81ZM182 172V173H181ZM232 172V173H231ZM85 173V172H84ZM87 173V172H86ZM85 173V175H87V178H89V174L87 173L86 174ZM116 174V175H114V174ZM145 173V174H144ZM190 175H189V174ZM191 173L194 175V176H191ZM202 173V172H201ZM144 174V175H143ZM83 175V174H82ZM127 175V176H126ZM142 175H143V177H142ZM44 176H46V175H44ZM78 176V178L77 177H75L76 179H79V180H81L82 178H81V175L79 174V175H77ZM80 176V177H79ZM90 176V177H91ZM190 176V177H189ZM42 177H43V175H42ZM47 177V176H46ZM46 177H44V178H46ZM113 178V181L115 180L114 178H116L119 182H123L124 184H122V183H120V184H118V183H116L115 184V182H117L116 180L114 181V182H112V178ZM146 177V178H145ZM81 178V179H80ZM86 177H85V179H87ZM127 178H128V180H127ZM181 178H183L182 180H181ZM192 178V179H191ZM53 179V178H52ZM74 179V178H73ZM72 179V180H73ZM73 180L74 181V183H76L75 181H79V180ZM89 179V180H90ZM131 179V180H130ZM42 180H43V178H42ZM83 180V179H82ZM143 180V181H142ZM195 180V181H194ZM44 181H45V179H44ZM52 181V180H51ZM55 181H56V179H55ZM132 182V185H131V182ZM164 181V182H165ZM182 181V182H181ZM185 181V182H184ZM71 182V181H70ZM100 182V183H99ZM233 182V181H232ZM73 183V184H74ZM177 185H176V184ZM56 185L57 186V182L56 183H54V181H53V183H51L50 185H52V186H50L51 188H54V185ZM101 184H102V186H101ZM120 185V187H121V189L119 188V186L118 185ZM122 184V185H121ZM158 184V185H159ZM232 184V183H231ZM231 184H229L228 185V187H230L231 186ZM48 185V184H47ZM69 185H71V183L69 184ZM115 185H116V187H115ZM68 186V185H67ZM96 186V187H97ZM117 186H118V188L120 189L119 191H121V193L119 194H116L117 195V198L114 196V199H113V196L111 197V193L113 192V193H115V189L117 188ZM155 186V187H156ZM189 186V187H188ZM233 186V185H232ZM69 187V186H68ZM70 187H72V185L70 186ZM97 187V188H98ZM197 187V188H196ZM227 187V190H228V192H231V190L233 191V189H229ZM81 189L82 187L80 186V187H78V189ZM123 188V189H122ZM217 187H215V190L216 191H218L219 190V186H218V189H216ZM232 188H234V187H232ZM77 189V188H76ZM99 189V188H98ZM97 189V190H98ZM132 190L130 193L132 194H130L129 193V191L130 190ZM201 188H199V190H200ZM92 190H90V192L91 193H93V191ZM95 190H96V188H95ZM94 190V191H95ZM122 190L124 191V192H122ZM144 192H143V191ZM167 190V191H168ZM230 190V191H229ZM79 191V190H78ZM82 192H83V189L81 190ZM80 191V192H81ZM100 191V190H99ZM99 191L97 192V193H99ZM118 191V192H119ZM193 191H194V193H193ZM46 192V191H45ZM96 192H94V193H96ZM93 193V194H94ZM96 193V194H97ZM102 193V192H101ZM113 193H112V195H113ZM138 193V194H137ZM183 193V194H182ZM75 194H76V192H75ZM100 194V193H99ZM110 195V197H109V195ZM123 194H124V197H123ZM128 195V197H127V195ZM180 194H181V196H180ZM115 195V194H114ZM119 195V196H118ZM174 195V196H173ZM106 196H105V200H109L108 198L106 199ZM130 196V197H129ZM66 197H67V195H66ZM102 197V196H101ZM136 197V198H137ZM184 197H182L183 199V204L184 205H182V203H179L180 202V200L178 201L177 199V203H179V204H181V206H185V202L186 201H184ZM119 198H120V200H119ZM116 200H119L118 202L119 203H117V201ZM228 201V202H227ZM226 201V203H224V204H226L225 205V208H227V214L228 215H226L227 217H229V219L228 218H225V222L227 223V222H229L228 224H229V229H230V231H229V229H227L228 230V232H227V236L225 237V238H230V236H231V240L230 239H226L227 241H225V239H222V237L220 238V241L219 242H221V244H219V246L221 247V246H224V245H222V241L221 240H224V244L225 243H227V244H225V248H227V250L228 251H226V256H227V260H226V263L225 264H242L243 262H237V258L238 257H243V256H240V251H241V247L243 248V249H245L246 250V248L248 247H250L251 245V247L253 248L254 247V245H255V248H256V245H257V247H259V241L261 240H259L258 241V238L260 237V234L258 233V231H259V229L257 230L256 229V232L259 234V236H258V234H257V236H255L256 235V232L254 233V231L252 230L253 229V227L250 225L251 224V222H249L250 220H246V218H245V212H246V210L244 211V202L243 203H237V202H239V201H237L236 202V204L233 202V199H231L230 200V198L228 199ZM231 202V204H229ZM126 203H124V204H126ZM130 203V202H129ZM128 203V204H129ZM119 204V205H118ZM123 204V203H122ZM128 204H126L127 205V208H129L130 209V207H128ZM178 204V205H179ZM187 204V203H186ZM229 204V205H228ZM233 204V205H232ZM240 204V205H239ZM130 205V204H129ZM189 204H187L186 205V207H188L189 208V206H188ZM180 205H179V209H180V211H181V207ZM122 207V208H121ZM186 207H183L182 209L183 210H185V209H187V211L185 212V213H187V212H189V210H191V209H189L188 210V208H186ZM118 208V210H116ZM120 209V210H119ZM179 209H178V211H179ZM228 210H230L231 211V213H230V211H228ZM232 210H233V212H232ZM238 210V211H237ZM179 211V213L181 214H185V213H183V212H180ZM194 210H191V212L194 214L193 216H194V220H196L195 222H198V221H202V220H204L205 219V217H207V219H205V220H207V222L209 223H211V221H214V219H213V217L214 216H208V214H206V213H204L203 214V212L202 213H200V211H194ZM243 211V212H242ZM116 212H113L112 214H113V216L112 217H114V215L115 216H117V214H115ZM196 213H198L197 214V216H196ZM189 214V213H188ZM203 216H202V215ZM240 214V215H239ZM242 215V216H241ZM196 216V217H195ZM198 216H202L203 217V219H202V217H198ZM244 216V217H243ZM209 217V218H208ZM240 217V218H239ZM197 218H199V220L197 219ZM201 218V219H200ZM245 218V219H244ZM212 219V220H211ZM236 219V220H235ZM226 220H229V221H226ZM245 221L244 222V224H245V226H246V228H248L247 230H251V232L253 231V233H246L247 232V230H245L244 228H242V221ZM216 222V221H215ZM235 222V223H234ZM199 223V222H198ZM242 223V224H241ZM247 223H249V224H247ZM228 224H226V225H228ZM231 224V225H230ZM244 226V225H243ZM248 226V227H247ZM250 227V228H249ZM252 227V228H251ZM235 230V231H234ZM243 230H244V232H243ZM174 231V230H172V228H167L164 232H165V235L163 234V235H161V236H163V238L164 237H166V242L165 241H162V237H160V239L161 240H159V236H158V240L160 241L159 243H161V245H162V247H165V249H167V251H172L171 253L172 254H174V255H172V256H174L173 257V261L171 262V264H197V263H199V264H202V263H204V261H206L204 264H209V260H211L212 259V256H210L211 255V253H212V251H211V253H208L209 251H205V249H203L204 247H207L208 246V244H207V246H204L203 248H201V246L199 247V242H196V244H193V243H191L190 242V239L188 238V240L189 241H187V235L186 236H182L181 234L179 235V233L178 232H176V231H174V232H176V233H178V235L176 234V233H172V232ZM241 231V232H240ZM246 231V232H245ZM230 232V233H229ZM237 232V233H236ZM260 232V231H259ZM173 235H172V234ZM183 233V232H182ZM242 233V234H241ZM251 234V235H244V234ZM175 234V235H174ZM184 234V233H183ZM230 234V235H229ZM253 234V235H252ZM172 235V236H171ZM181 236V237H180ZM229 236V237H228ZM244 236V237H243ZM186 237V239H184ZM239 237H240V239L241 238H243V239H239ZM256 238V239H254V238ZM264 237V236H263ZM233 238V239H232ZM234 238H235V240L236 241H239V242H236V241H234ZM261 238V237H260ZM246 239V240H245ZM185 240V241H184ZM228 240H230V241H234L235 242V244H231L232 242H230V241H228ZM248 240V241H247ZM253 240V241H252ZM256 240V241H255ZM155 242H158V241H155ZM188 242H190L191 244L190 245H188L189 243ZM217 240H216V243L213 245V249L215 248V247H217V245H218V243H219ZM249 242H251V243H249L250 244V246H249V244L248 243ZM168 243V244H167ZM186 243V244H185ZM239 243H240V247L238 246L239 245ZM241 243H243V244H241ZM259 243V244H258ZM178 244V245H177ZM183 246H182V245ZM248 244V245H247ZM174 245V246H173ZM188 245V246H187ZM200 245H202V242H200ZM205 245V244H204ZM231 245H232V249H231ZM233 245H235L236 247L238 246V248H237V250H236V247H234ZM193 246V247H192ZM203 246V245H202ZM218 246V247H219ZM244 246V247H243ZM247 246V247H246ZM183 247V248H182ZM217 247V248H218ZM220 247H219V249H220ZM151 249V245L149 244L148 246H147V249ZM194 248V249H193ZM240 248V249H239ZM247 248V249H248ZM219 249H215V250H218L219 251ZM238 249H239V251H238ZM195 250V251H194ZM221 250H223V248L221 249ZM257 250H259V249H257ZM242 252V251H241ZM243 252H245V251H243ZM170 253V254H171ZM182 254V255H181ZM187 254H189V255H187ZM213 254H215V253H212V255ZM179 255V256H178ZM197 255H198V257H197ZM177 256V257H176ZM203 256V257H202ZM177 258V259H176ZM200 258V259H199ZM180 259H182V260H180ZM193 259V260H192ZM234 259V260H233ZM186 260V261H185ZM201 260H203V261H201ZM208 260V261H207ZM236 260V261H235ZM176 261V262H175ZM194 261V262H193ZM197 261V262H196ZM199 261V262H198ZM178 262V263H177ZM236 262V263H235Z\"/></svg>",
    "mask_w": 264,
    "mask_h": 264
}]
</instances>
